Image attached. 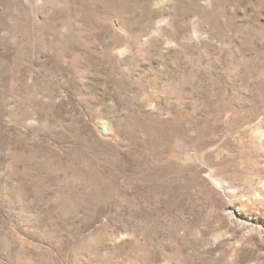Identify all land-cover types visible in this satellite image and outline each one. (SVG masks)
Instances as JSON below:
<instances>
[{"label": "rangeland", "instance_id": "rangeland-1", "mask_svg": "<svg viewBox=\"0 0 264 264\" xmlns=\"http://www.w3.org/2000/svg\"><path fill=\"white\" fill-rule=\"evenodd\" d=\"M0 264H264V0H0Z\"/></svg>", "mask_w": 264, "mask_h": 264}]
</instances>
